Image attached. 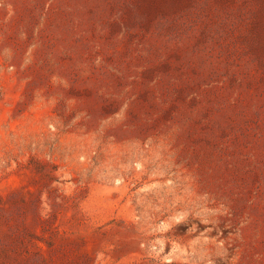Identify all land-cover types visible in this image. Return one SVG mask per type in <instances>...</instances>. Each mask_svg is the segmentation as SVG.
I'll use <instances>...</instances> for the list:
<instances>
[{
	"label": "rangeland",
	"instance_id": "rangeland-1",
	"mask_svg": "<svg viewBox=\"0 0 264 264\" xmlns=\"http://www.w3.org/2000/svg\"><path fill=\"white\" fill-rule=\"evenodd\" d=\"M0 264H264V0H0Z\"/></svg>",
	"mask_w": 264,
	"mask_h": 264
}]
</instances>
